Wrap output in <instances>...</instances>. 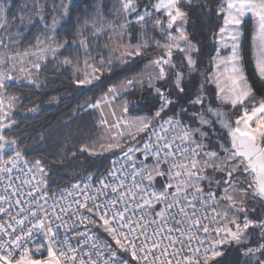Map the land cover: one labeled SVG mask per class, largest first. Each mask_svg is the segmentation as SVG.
<instances>
[{
  "label": "snow or ice",
  "instance_id": "snow-or-ice-1",
  "mask_svg": "<svg viewBox=\"0 0 264 264\" xmlns=\"http://www.w3.org/2000/svg\"><path fill=\"white\" fill-rule=\"evenodd\" d=\"M193 2L117 0L112 19L100 14L86 22L73 41L83 59L63 60L64 65L75 63L73 83L92 85L111 71L114 59L126 63L154 48L160 54L144 61L140 79L113 85L108 93L115 99L121 90L139 85V90L152 89L160 106L151 116L129 118L125 101L124 116L111 124L102 118L96 139L79 151L110 153L112 167L98 186L91 177L83 189L73 186L82 199L70 190L71 202L61 192V200L53 196L51 203L43 191V163H30L16 140L4 134L15 124L12 114L20 100L8 88L20 80L40 87L36 77L49 55L56 60L61 49L73 45L57 37L58 21L53 17L49 26L35 0L34 15L45 30L29 48L11 47L19 43L9 33L17 17L9 18L11 5H0V30L8 33L0 39V264H220L224 245L237 246L248 258L245 264H264V98H256L240 51L244 27L251 23L255 69L264 81V0H219L215 55L190 102L193 110L168 115L174 104L170 89L153 81H171L183 93L185 77L200 72L194 57L200 49L186 27V9ZM59 7L68 14V5ZM18 19L24 24L26 18ZM27 22H33L32 16ZM149 27L159 39L147 35ZM102 104L110 106L108 95L88 107ZM258 207L262 211L254 218ZM118 251L131 259L119 257Z\"/></svg>",
  "mask_w": 264,
  "mask_h": 264
},
{
  "label": "trees",
  "instance_id": "trees-1",
  "mask_svg": "<svg viewBox=\"0 0 264 264\" xmlns=\"http://www.w3.org/2000/svg\"><path fill=\"white\" fill-rule=\"evenodd\" d=\"M73 1L74 3L69 7L64 22L60 24L56 31L57 37L66 39L68 44L77 39L81 29L101 5V11L105 13L108 12L112 5V0ZM218 3L219 0H194L192 6L186 9L189 13V21L186 25L189 38L200 49L198 54L194 53L200 72H192L185 77L183 81L185 90L183 93L177 92L171 81L168 83L163 81L155 83L162 89H170L168 95L174 101V104L169 106L172 111H169L168 115L180 113L181 108H187L189 111L193 110L190 102L200 90V85L204 80L202 73L205 68L210 66V57L215 54L213 34L217 30L216 8ZM10 5L12 7L8 15L9 18H12L21 9L18 1H14ZM39 31L40 25L37 24L29 33L28 38L18 46L19 49L24 50L34 44V37ZM243 32L242 57L244 70L254 89L256 98L261 99L264 97V82L258 78L253 65L251 23L244 27ZM135 33H137V30ZM133 42H136V40ZM65 54H68L67 51ZM159 54V51L150 48L143 57L131 58L130 62L124 64L117 63L111 66L110 72L106 71L100 75L99 80L89 88L78 87L73 83V70L55 62H48L42 67L39 73V81L41 82L38 88L31 84H10L8 93L17 95L20 100L12 114L15 124L12 128L4 130V134L8 138L15 139L17 147L30 160L44 161L51 168L68 167L74 160L76 165H78V170L72 176L48 172L47 177L51 182L47 185V191L53 192L86 174H92L95 177L101 175L109 168L110 161L114 156L112 154L89 156L85 153H76L70 161L58 163L40 152H33V148L37 143L54 129L66 123L83 103H94L99 100L114 84L143 71L145 68L144 61ZM185 71H187L186 68ZM205 87L213 89L211 85H206ZM126 100L128 113L134 116L152 115L160 106L159 96L147 87L143 90L136 88V90L129 91L126 94ZM32 109H35V111H32ZM181 118L188 120L187 116H182ZM261 211L258 207L257 212L252 213L253 217L259 218ZM224 249V254L218 258L220 264H245L248 259L242 255L237 246L224 245ZM119 252L122 253V251Z\"/></svg>",
  "mask_w": 264,
  "mask_h": 264
},
{
  "label": "rangeland",
  "instance_id": "rangeland-1",
  "mask_svg": "<svg viewBox=\"0 0 264 264\" xmlns=\"http://www.w3.org/2000/svg\"><path fill=\"white\" fill-rule=\"evenodd\" d=\"M14 1L19 2L21 11L18 12L16 14V16H13V17H17V19H15V21H14L15 26L11 27L9 29V33H11L13 40L19 41L18 45H11V47H18L28 38V35L33 30V27H35L37 24L40 25V31L34 37V42H35V38L38 35H42V32L45 30V26L40 22L39 17L34 15L33 5H34L35 0H0V5H10ZM62 2L66 5H68V8L74 3L73 0H39V4L44 9V11H43L44 20L50 26L52 23L53 17H55L56 20L58 21L57 29L59 28L60 24L64 22V18L67 16V15L62 14V10L59 7ZM116 4H117V0H112V5L109 8L108 12H106V13L101 11V9H102V5H101L97 9V11L93 15V17L88 21V23L93 21L100 14H103L108 19H112V8ZM21 15H24L26 18L24 21V24H21L20 20L18 19V17ZM28 16H32L33 22L31 24H28V22H27ZM85 27H86V24L81 29V31L83 29H85ZM242 27H244V26H242ZM251 28H252V37H253V25L252 24H251ZM57 29H56V31H57ZM135 31H134V33H135ZM17 32L20 33V35L18 37L16 35ZM7 35H8V33H5L3 30H0V39L6 38ZM147 35L148 36L155 35L157 39L160 38L159 34L153 33L150 27L147 31ZM243 35H244V32H243ZM243 35L241 38V48H240L241 54H242ZM134 36L135 37L139 36L138 29H137V33H135ZM125 39L127 40V37ZM133 41H135V40H133ZM133 43H135V42H133ZM150 43H151V41H150ZM68 45H73V42L68 44ZM19 50L23 51L21 49H19ZM223 51L227 52L228 50H223ZM65 52L66 51L64 49H61L60 52L57 53L58 59H56V60H53L51 55H49L48 61L49 62H55L56 64L64 65L63 60L65 59V57H68V58L72 59L73 61H75L76 59H81V60L83 59L81 50L74 45H73V47H71L67 51L68 54H65ZM105 55H107V53H105ZM252 60H253L254 68H255L253 38H252ZM130 61H131V58H128V62H130ZM117 63L124 64V63L120 62V60L117 58V59L113 60V63L111 66H113ZM64 66L73 70V68L75 67V63L69 64V65H64ZM255 71H256V69H255ZM144 72H145V68L139 74L134 75L132 77H128V78H126V79H124V80H122V81H120L114 85L119 87L121 84H123V82H125L128 79H140L142 77V75L144 74ZM256 74L259 78L257 71H256ZM36 79H38V80L40 79L39 74L37 75ZM145 79H146V77H145ZM97 81L98 80L94 81L93 84H95ZM156 82L157 81H153V83H156ZM15 83H18V85L28 84L26 81H23V80L17 81ZM10 84H12V83H10ZM92 85H89V86L84 87V88H89ZM212 87L214 88V86H212ZM136 88H139V85H137ZM128 92L129 91L121 90L120 95L117 96L115 99H111V94H109L108 92L106 94H104L102 97H104L105 95H108L109 100H110V106H109V104H102L101 108H89L88 107L89 103H87V102L83 103L82 106H80L74 112V115L66 123L60 125L56 129H54L51 133L44 136L40 140V142H38L37 145L33 148V152H36V151L40 152L43 155H45L46 157L56 160L58 163H64V162L70 161L72 159L73 155H75L76 153H82L79 151L80 146L82 144L91 143L96 139L98 133L103 128V126L100 125V121L102 118H106L108 120L109 124H111L114 119L120 118V117L125 115L122 111V107H123L124 102L127 101L126 100V94ZM9 94H12V93H9ZM113 110L115 111V114H116L115 117H113V115H112ZM126 115L129 118L137 117V116L129 114L128 112ZM145 115H148V114H143V115H139V116H145ZM148 116H151V115H148ZM115 131L116 130L113 129V134L115 133ZM9 139H11V138H9ZM85 154H87V153H85ZM109 154L110 153H105L103 155H109ZM31 161L33 163L35 162L34 160H31ZM41 162L45 166L47 174H48V172H52L53 174H62V175H66V176H72L74 174V172L78 170V165H76L75 160L72 161L71 165H69L68 167H60V168H51L50 166H47L44 163V161H41ZM45 180H46L47 185L51 182L50 180H48L47 176L45 177ZM46 188H44V190L47 191Z\"/></svg>",
  "mask_w": 264,
  "mask_h": 264
},
{
  "label": "built area",
  "instance_id": "built-area-1",
  "mask_svg": "<svg viewBox=\"0 0 264 264\" xmlns=\"http://www.w3.org/2000/svg\"><path fill=\"white\" fill-rule=\"evenodd\" d=\"M26 158H27V157H26ZM27 159H28V158H27ZM113 159H115V157L112 158V160H113ZM112 160H111V161H112ZM28 161H29L30 163H33L30 159H28ZM111 161H110L109 168H108L104 173H102L101 175H99V176H97V177H95V176L92 175V174H86V175H83V176H81V177L75 179L74 181H72V182L69 183L68 185H65V186H63V187H61V188H59V189H57V190H55V191H53V192H49V191H46V190L43 189V191H46V192H48V194H49V197H50L49 202L51 203V198H52L53 196L55 197V199H57V200H61V196H60V193H61V192H64V193H65L66 200H67L68 202H71V201L73 200V197L67 195V192L70 191V190L75 191V196H76L77 198H81V199H82V195H83L82 192H81L79 189H74L73 186L78 184V185H80V189H83V188H84V184H85L86 182H88L89 177H91V183H92L93 187L98 186V183H97L98 180H99L101 177L106 176L108 170L112 167ZM91 190H92V189L89 188V189H86L85 191H86V192H91ZM61 202H63V201H61ZM89 227H92V226H89ZM94 230L97 231V232L100 231V229H98V228H97V229H94ZM170 251H171V250H170ZM117 255H118L119 257L123 258L124 260H130V259H131L130 256L126 255V254L123 253V252L121 253V252L118 251V252H117ZM134 264H135V262H134ZM173 264H175V260H173Z\"/></svg>",
  "mask_w": 264,
  "mask_h": 264
}]
</instances>
